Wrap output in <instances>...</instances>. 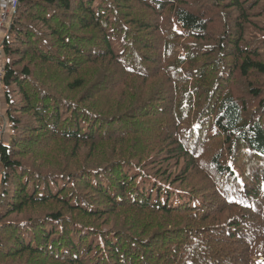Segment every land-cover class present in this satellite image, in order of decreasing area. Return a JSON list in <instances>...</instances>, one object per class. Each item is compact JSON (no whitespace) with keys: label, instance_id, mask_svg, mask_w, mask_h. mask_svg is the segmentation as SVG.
<instances>
[{"label":"trees","instance_id":"trees-1","mask_svg":"<svg viewBox=\"0 0 264 264\" xmlns=\"http://www.w3.org/2000/svg\"><path fill=\"white\" fill-rule=\"evenodd\" d=\"M2 48L0 264H264V0H20Z\"/></svg>","mask_w":264,"mask_h":264},{"label":"rangeland","instance_id":"rangeland-1","mask_svg":"<svg viewBox=\"0 0 264 264\" xmlns=\"http://www.w3.org/2000/svg\"><path fill=\"white\" fill-rule=\"evenodd\" d=\"M9 28H10V26L9 27L5 26L0 30V139L1 138H7V133L9 132L8 131L9 126H8L6 120H4V118H3V115H4L3 111L5 110V102H4L2 90H1V78H2V72L4 69L3 66L5 63V60H4L5 55H4V50H3L2 46H3L4 41L6 39ZM172 170H173V172H176L179 170V168L176 166H173Z\"/></svg>","mask_w":264,"mask_h":264},{"label":"built area","instance_id":"built-area-1","mask_svg":"<svg viewBox=\"0 0 264 264\" xmlns=\"http://www.w3.org/2000/svg\"><path fill=\"white\" fill-rule=\"evenodd\" d=\"M19 4L20 0H0V30L5 26H10Z\"/></svg>","mask_w":264,"mask_h":264}]
</instances>
